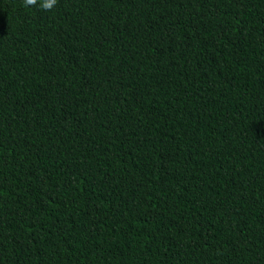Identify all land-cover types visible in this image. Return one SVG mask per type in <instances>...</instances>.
Returning <instances> with one entry per match:
<instances>
[{
	"label": "trees",
	"instance_id": "obj_1",
	"mask_svg": "<svg viewBox=\"0 0 264 264\" xmlns=\"http://www.w3.org/2000/svg\"><path fill=\"white\" fill-rule=\"evenodd\" d=\"M0 264H264V0H0Z\"/></svg>",
	"mask_w": 264,
	"mask_h": 264
},
{
	"label": "clouds",
	"instance_id": "obj_2",
	"mask_svg": "<svg viewBox=\"0 0 264 264\" xmlns=\"http://www.w3.org/2000/svg\"><path fill=\"white\" fill-rule=\"evenodd\" d=\"M23 4L25 7H35L38 0H23ZM56 4L57 0H39V7L45 11H51Z\"/></svg>",
	"mask_w": 264,
	"mask_h": 264
}]
</instances>
